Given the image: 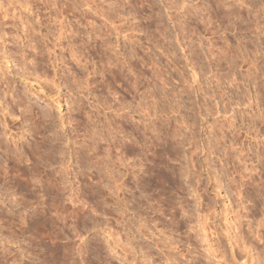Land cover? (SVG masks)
<instances>
[{
  "label": "clouds",
  "instance_id": "clouds-1",
  "mask_svg": "<svg viewBox=\"0 0 264 264\" xmlns=\"http://www.w3.org/2000/svg\"><path fill=\"white\" fill-rule=\"evenodd\" d=\"M0 264H264V0H0Z\"/></svg>",
  "mask_w": 264,
  "mask_h": 264
}]
</instances>
